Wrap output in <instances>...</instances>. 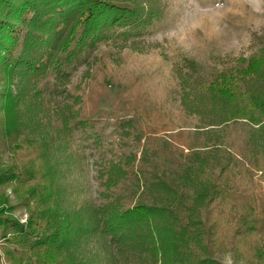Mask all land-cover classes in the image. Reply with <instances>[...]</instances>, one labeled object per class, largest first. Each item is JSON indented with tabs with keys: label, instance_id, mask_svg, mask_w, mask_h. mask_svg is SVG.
<instances>
[{
	"label": "rangeland",
	"instance_id": "obj_1",
	"mask_svg": "<svg viewBox=\"0 0 264 264\" xmlns=\"http://www.w3.org/2000/svg\"><path fill=\"white\" fill-rule=\"evenodd\" d=\"M109 1L121 7L132 5L139 13L150 11L152 23L125 40L108 39L84 48L69 64L63 86L55 85L52 73L35 83L29 80L47 90L50 118L34 119L31 127L34 138L45 132L52 136L49 163L55 176L48 204H58L69 221L68 229L74 230L65 253L72 264H146L129 245L112 244L99 228L92 229L94 217L88 211L104 204L105 195L121 207L134 206L141 190H134L133 185L139 176H146L141 174L146 169L141 157L149 150L171 185L181 190L178 177L192 154L227 165L234 174L231 205H254L259 225L255 233L231 241L222 235L217 250L207 243L200 256L214 264H264V132L239 118L222 121L219 112L210 111L209 98L202 94L214 77L245 66L251 57L264 69V53H260L264 49V0ZM0 80L1 85V74ZM64 106H71L76 117L70 119V132L62 130L60 113L55 112ZM77 120L87 123L76 124ZM210 123L216 126H207ZM29 155L30 149L21 141L15 147L0 144V165L21 164ZM129 155L135 159L132 163L125 160ZM117 162L127 174L115 187H106L103 168L108 170ZM1 190L4 214L18 223L27 222L30 210L20 203L22 194L12 186ZM30 203L32 209L34 202ZM225 217L231 221L225 234L231 236L238 229L236 217L232 212ZM220 223L224 226V219ZM37 224L45 226L44 221ZM26 250L0 236V264H32L42 255Z\"/></svg>",
	"mask_w": 264,
	"mask_h": 264
},
{
	"label": "trees",
	"instance_id": "obj_2",
	"mask_svg": "<svg viewBox=\"0 0 264 264\" xmlns=\"http://www.w3.org/2000/svg\"><path fill=\"white\" fill-rule=\"evenodd\" d=\"M116 4L109 0H0V144L15 147L21 141L31 153L21 164L0 165V193L12 186L24 197L20 203L30 210L28 221L18 223L0 207V236L31 254L42 253L32 264H72L64 248L74 232L68 229L69 221L60 206L48 204L55 176L49 163L53 140L47 132L34 138L31 125L34 119L48 121L51 111L45 98L47 90L34 83L52 73L55 85L63 86L70 74L69 64L84 48L108 39L125 40L152 23L150 11L139 13L132 5ZM257 63L251 57L245 66L221 72L201 93L207 95L210 111L219 112L222 121L239 118L264 132V69ZM55 112L60 113L62 130L70 132V119L76 118L71 106ZM18 134L25 138L16 140ZM141 158L146 163L141 174L146 176H139L133 185L134 190H141L134 206L121 207L115 198L105 195L104 204L93 205L88 211L94 217L92 229L99 228L111 243L129 245L146 264H214V260L200 256L205 244L217 250V239L222 235L231 241L256 232V207L245 203L238 208L230 203L234 174L227 165L192 154L178 177L179 186L184 187L181 190L171 185L165 170L155 164L154 152L144 151ZM125 160L132 163L135 159L129 155ZM104 172L106 187H115L127 174L121 162L110 164L108 170L104 167ZM145 195L148 198L144 199ZM2 201L5 198L0 194ZM30 201L34 202L32 209ZM228 212L235 215L238 228L230 233L232 237L225 234L231 222L225 217ZM38 221H44V228Z\"/></svg>",
	"mask_w": 264,
	"mask_h": 264
}]
</instances>
